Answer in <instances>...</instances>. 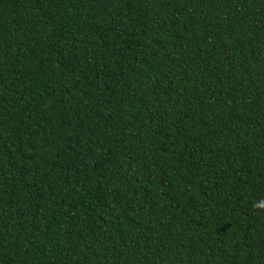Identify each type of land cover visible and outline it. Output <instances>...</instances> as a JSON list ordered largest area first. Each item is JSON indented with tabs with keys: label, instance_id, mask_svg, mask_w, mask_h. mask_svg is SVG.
<instances>
[{
	"label": "trees",
	"instance_id": "obj_1",
	"mask_svg": "<svg viewBox=\"0 0 264 264\" xmlns=\"http://www.w3.org/2000/svg\"><path fill=\"white\" fill-rule=\"evenodd\" d=\"M0 264H264V0H0Z\"/></svg>",
	"mask_w": 264,
	"mask_h": 264
}]
</instances>
